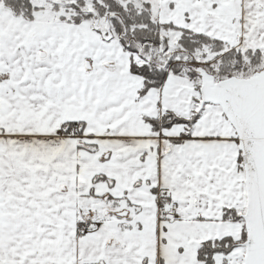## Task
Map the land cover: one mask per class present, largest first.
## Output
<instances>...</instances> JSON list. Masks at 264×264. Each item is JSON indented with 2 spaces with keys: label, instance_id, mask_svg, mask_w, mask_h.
<instances>
[{
  "label": "snow or ice",
  "instance_id": "snow-or-ice-1",
  "mask_svg": "<svg viewBox=\"0 0 264 264\" xmlns=\"http://www.w3.org/2000/svg\"><path fill=\"white\" fill-rule=\"evenodd\" d=\"M0 264H264V0H0Z\"/></svg>",
  "mask_w": 264,
  "mask_h": 264
}]
</instances>
